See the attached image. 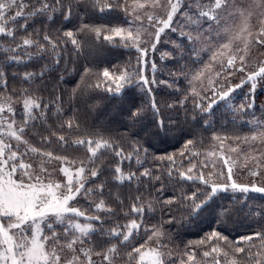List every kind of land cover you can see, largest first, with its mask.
<instances>
[{
  "label": "snow or ice",
  "instance_id": "snow-or-ice-1",
  "mask_svg": "<svg viewBox=\"0 0 264 264\" xmlns=\"http://www.w3.org/2000/svg\"><path fill=\"white\" fill-rule=\"evenodd\" d=\"M151 2L154 7H165L161 0H151ZM166 4V19L153 15L147 17L149 22L155 21L156 24L162 25L155 32L156 40H159L165 29L172 26L174 16L179 13L186 21H182L179 31L181 37H186L188 45L192 46L190 55L195 54L197 42H215L216 51L213 52V59L217 54L223 56L227 53L229 56L227 66L232 67L236 59H239L242 65L246 61L245 55L236 56L234 54L235 41H242L245 52L250 49L252 42L250 37L256 44L264 45V0H250L247 7L240 6L239 0H188L187 3L183 0H166ZM81 5L90 6L93 9L99 6V10L103 12L105 8L111 9L119 6V0H0V39L7 38L8 43V47L0 48V52L5 53L0 62V81L4 85V91L0 92V264H168V257L171 253L166 251L168 246L160 239L164 233L158 226L145 227L144 232L147 234V239L139 245L130 244V241L139 234L145 215L151 213L155 207L151 199L141 194L136 195L131 204V212L135 216L124 225L117 223L112 227H106L107 217L99 215L101 212L108 215L114 214L115 209L109 204V200L113 203H123L119 192L113 194L109 191L108 196L105 197L106 187L122 185L126 180L142 183L140 177H145L159 182L158 190L163 188V172L157 175L149 169H144L139 172L138 176L136 172L125 173L119 164L109 173L112 179L111 184L106 179H98L104 175L101 161L102 150L110 149L121 161L131 160L135 155L137 163H140L141 150L147 153V147L140 143L142 135L158 137L171 131L163 121L154 122L152 125L145 124L146 117L143 107L130 106L126 113H122L129 121L124 126L125 134L133 139L132 151L125 154L124 148L115 145L111 136L106 137L99 132L81 133L79 121L69 118L59 127L61 129L66 127L71 134L75 126L77 134L71 142L72 145L86 147L87 155L79 161V166H75L77 162L70 160L68 156L57 154L46 147L53 142V136L57 138L62 148L68 145L69 141L65 134L43 127L47 122L46 110L50 111V105L45 103L42 97L34 94L31 84L38 77L42 80L48 69L46 66L41 68L39 73L31 71L29 69L33 65L29 61L34 57L42 58L43 55L49 53L59 56L57 49L63 41L59 37L53 39L49 32L44 30L45 20L55 22L54 16L59 13L60 17L68 21L74 9ZM145 6L144 3L139 4V8ZM257 13L261 27L253 36V28L249 21ZM37 18L42 28L40 30L33 28V31H29L27 21ZM139 18L137 16V19ZM19 19L25 22L19 25L18 31ZM237 19L240 21L238 30L233 31L229 25ZM80 30L94 33L97 39L102 36L105 41L109 42L112 41L113 34L119 35L126 45L129 41L133 42L141 58L147 55L148 50L139 47L140 35H134L123 28L106 24L83 23ZM222 31L227 34L226 37L222 35ZM212 33H215V37ZM41 34L43 42L40 40ZM63 35L71 40L73 46L79 51L80 45L74 33L65 31ZM155 47L153 43L152 48L155 49ZM235 51H240V49L237 47ZM56 63L59 64V59H56ZM153 69L155 70V64ZM9 70H11L13 81L19 80L29 86L8 89ZM236 70L245 71V68L241 66ZM90 71L89 68L84 69V75L81 76L82 81ZM102 75L106 81L115 84L113 88L107 83L103 85L97 83V88L103 87L109 93L108 97L102 99L109 103H125L124 88L133 83L132 74L126 70L118 75L110 74L105 69ZM201 75L202 72H197L193 78L198 79ZM258 77L264 78V61L260 62L255 71L248 73L247 79L242 80L241 84L219 92L213 89L212 98H202L207 99L208 103L204 105L198 102L196 108L211 116L214 106L220 101L227 102L235 88L250 82L251 91L254 92ZM61 79H63L62 76ZM139 81L144 86L149 85V80L143 76L142 72L139 75ZM151 83H156V81L153 80ZM160 83L166 82L160 81ZM79 90L80 85L78 84L72 90L73 96H76ZM149 94H151L150 88ZM62 101L61 95H57L53 101L56 104L55 114L58 118ZM17 105L20 107L18 108ZM252 106V103L242 104L239 110L243 111ZM152 108L158 112L155 102ZM38 120L42 121L43 131H35V135L39 136V143L34 144L27 137L29 130L37 129ZM258 127L259 131L251 137L253 140L258 137L264 138V125ZM194 144L193 139H188L184 144V150H188L189 146ZM29 154L38 157L41 163L34 166L31 162H26V159H31ZM183 154L182 151L181 155ZM158 159L172 160L173 157L160 156ZM52 161L61 162L59 171L65 177L63 182L57 180L52 171L46 167V164ZM66 162L70 166H64ZM224 163L228 165V158H224ZM207 166V164L204 165V167ZM193 167H189L186 172L179 171L175 174L169 170L168 182L175 184L177 175L180 180L197 179L196 176L189 174L193 172ZM249 175L255 177L258 172L253 170L249 172ZM213 176L212 172L208 173L207 178L201 173L198 179L205 185L203 190L197 189V192L190 195L182 193L180 197L174 196L164 201L167 204L179 203L184 208L182 226L183 223L198 226L207 217H212L213 222L218 225H226L234 215L244 211L248 193L264 194V185H258L255 181L248 185L235 182L232 167H228L227 181L223 184L214 183ZM90 180L94 183L93 187L87 186ZM229 188L233 193L245 194L244 198L234 197L241 207H236L231 201L227 205L216 202L217 195L227 192ZM80 196L86 199L94 198L88 208L80 207L78 202L73 203ZM253 211L249 209V214L251 215ZM124 214L128 216L127 212ZM260 215L264 216V210L260 212ZM174 220L175 218H170L167 222L173 223ZM105 237L108 239H104ZM213 238L226 239L219 230L211 231L207 237L208 240ZM243 239L245 241L258 239L261 242V251L253 252L254 243L247 249L237 246L235 252L245 254L239 259L243 260L244 264H264V230L245 236ZM198 243L203 244L204 241L201 240ZM212 251L219 253L220 249L213 247ZM208 255L209 253L205 251L204 256ZM188 260L193 261V255L189 254ZM172 264L175 262L173 261ZM232 264H237V260L233 259Z\"/></svg>",
  "mask_w": 264,
  "mask_h": 264
},
{
  "label": "trees",
  "instance_id": "trees-1",
  "mask_svg": "<svg viewBox=\"0 0 264 264\" xmlns=\"http://www.w3.org/2000/svg\"><path fill=\"white\" fill-rule=\"evenodd\" d=\"M133 0H119V6L111 9L105 8L103 12L99 10V6L93 9L84 5L74 9L70 20L65 21L56 13L54 16L55 22L45 20L44 30L48 31L53 39L59 37L63 43L57 49L59 56L53 54H45L42 58H33L29 63L33 65L29 70L39 73L41 68L47 66L48 71L41 80L39 77L31 84V88L35 95L42 97L45 103L50 105V111L47 112V122L43 127L50 131H56L65 134L69 143L63 148L55 136L52 137V143L47 145L48 150L54 151L57 154H63L74 160L79 165V161L87 155L86 147H77L72 145V140L76 138L75 126L69 134V130L65 127L61 129L60 124L65 123L69 118H75L79 121L81 133H102L104 136H111L113 143L124 148L125 154L132 151L133 139L127 137L124 126L129 123L126 113L130 106L143 107L145 111L144 123L152 125L154 122L163 121L165 126L171 131L160 136L142 135L140 143L147 147V153L143 150L140 152L139 160L133 155L131 160L121 159L109 149L102 150L101 157L102 168L104 175L99 177V180H107L112 183L109 173L114 167L119 164L122 169L127 172H139L144 169L151 170L154 174L164 175V186L158 190L159 182L149 180L145 177H140L142 183L136 181H125L122 185L105 188V197L109 191L113 194L120 193L123 203L109 200V204L115 209L114 214L99 213L101 216H106V227H112L117 223L124 225L128 220L135 216L131 212V204L133 198L141 194L147 199H151L155 207L151 213L144 217L143 225L138 235L130 241V244L139 245L147 239V234L144 228L158 226L164 233L160 239L163 244L168 247L166 251H170L168 264H232L233 259L237 260V264H244V261L239 259L244 253H236L235 247L248 248L251 244H255L253 252H259L260 241H245V236L253 235L255 232L264 230V216L260 212L264 210V194L248 193L247 204L244 206V211L238 215H234L230 222L226 225H218L213 222L212 217H207L203 222L197 225H189L183 223L182 216L184 208L179 203L167 204L165 200L172 197H180L182 193L191 194L197 192V189L203 190L205 185L200 183L198 177L202 173L207 178L208 173H214L213 182L223 184L227 181V175L222 170V165L212 160L211 153L218 145L219 139H224L237 142L246 139L248 133L251 132V123L255 124L260 118L264 117V79L258 77L255 91H245V84L242 87L235 88L231 92L227 102L220 101L214 106L213 114L208 116L196 108V103H208L207 99L212 98L213 89L217 92L227 90L228 87L235 86L232 83L233 79L227 77L230 71L238 69L237 67L219 66L222 60L215 61L212 66L206 62L205 57H208L206 51H201L199 47L196 52L190 55V45L185 38H182L176 45V49L171 50L167 56H162L158 49L146 47L147 55L141 58L140 52L135 46L126 45L125 41L119 35H112V41H105L101 36L96 38L94 33L81 31L83 23L100 25L106 24L111 27L128 28L129 17L125 10V5ZM25 21L19 19V25ZM29 31L33 28L40 30L42 25L37 19L27 21ZM12 26L11 24L9 25ZM128 26V27H127ZM65 31H72L75 38L78 40L79 51L73 46L71 40L63 35ZM41 42L42 34L40 36ZM8 47L7 38L0 39V48ZM160 49H164L160 47ZM181 49H184L181 51ZM5 53L0 52V62ZM59 59V64L56 63ZM207 63V64H206ZM155 64V70L153 65ZM89 68V74L81 80L84 75V69ZM58 69V70H54ZM107 69L110 74H119L122 71H128L133 76V83L126 85L124 88L123 104L109 103L102 99L109 96V93L103 88H97V83L103 85L107 83L111 87L115 84L111 81H106L103 77V71ZM142 72L143 76L149 80V85L144 86L139 81V75ZM197 72H202L206 77L208 74L211 81L208 83L200 82L195 88L191 87V80ZM61 76L63 79H61ZM239 76V72L238 75ZM153 80L156 83H151ZM165 81L166 83H160ZM80 85V90L76 96H73L72 90ZM26 83L19 80L13 81L11 78V70L8 72V89L28 87ZM149 88L151 94H149ZM4 91L3 82L0 81V92ZM255 95H252V94ZM61 95L63 97L59 118L56 113L55 97ZM183 101V104H181ZM155 102L158 112L153 110L152 104ZM252 103L251 108H245L240 111L242 104ZM95 105V107H93ZM19 108L20 105H17ZM262 119H260L261 123ZM42 121H37V129L29 130L28 139L32 143H39V136L35 135V131H43L41 128ZM216 137V138H214ZM248 137V136H247ZM188 139L195 141L194 145L189 146L188 150H184V144ZM184 152L181 155V152ZM160 156H172V160H160ZM207 164V167L204 165ZM194 166V167H193ZM189 167H193L194 175L197 179L193 181L180 180L176 176L175 184L168 182L167 173L169 170L173 173L179 171H187ZM90 187L94 183L90 180ZM243 193H233L231 189L227 192H221L217 195L216 202L218 204L227 205L230 201L241 207L234 197L244 198ZM78 200L83 204V208H88L92 201L86 198L79 197ZM249 209L254 210L249 214ZM125 212L128 216H125ZM170 218H175L173 223H168ZM219 230L221 235L225 236V240L213 238L208 240L207 237L211 231ZM150 234V233H148ZM100 239V237H97ZM104 239H108L105 237ZM203 240L200 244L198 241ZM115 242V241H113ZM217 247L220 252H213L212 248ZM209 253L204 256V252ZM227 253V255H225ZM194 257L193 261L188 260V255ZM98 259V258H94Z\"/></svg>",
  "mask_w": 264,
  "mask_h": 264
},
{
  "label": "rangeland",
  "instance_id": "rangeland-1",
  "mask_svg": "<svg viewBox=\"0 0 264 264\" xmlns=\"http://www.w3.org/2000/svg\"><path fill=\"white\" fill-rule=\"evenodd\" d=\"M161 2L165 5V7H154L152 5L151 0H133L132 2L127 4V8L125 5V10L128 14V28H126V31H131L134 35L139 34L141 38V43L139 44V47L141 48H152V44L155 43L156 47L155 49H158L160 51V54L162 56H167L171 50L176 49L177 43L182 39L179 28L181 27L182 21H184V17H182L179 13L174 16L172 26L168 29H165L163 33H161L159 40H156L155 32L158 27H162V25L156 24L155 21L149 22L148 15H153L154 17H158L160 19H166V11H167V4L166 0H161ZM184 3H187L188 0H183ZM250 0H239V5L242 7H247ZM144 3L146 6L144 8H139V4ZM137 16L140 18L137 19ZM186 22V21H184ZM240 21L239 19L233 21L230 23L229 27L236 31L238 30V25ZM250 25L253 28V36L256 35V32L261 27L260 20L258 13L254 14L249 21ZM175 29V30H173ZM126 34V33H125ZM223 36H227V34L223 33ZM212 36L215 37V33H212ZM252 42L250 44V49L245 52L244 51V44L242 41L237 40L234 42V54L236 56L239 55H245L246 61L242 65L239 59H236L233 67L243 66L245 68V71H237L233 69L230 71L227 77H230L228 79H233L231 84L238 85L241 84L242 80L247 79V74L250 72H253L257 69V66L260 64L261 61H264V45L256 44L252 38H249ZM185 41H187L185 37ZM130 45L134 46L132 41L128 42ZM188 43V41H187ZM199 47L202 49L201 51H206V54H208V57H205L206 62L210 65H214L215 61H219L220 59H224L221 61L219 66L225 67L227 65V60L229 58L228 54L221 56L217 54L216 58L213 59V52L216 51V44L215 42L212 43H200L197 42L195 47ZM136 47V46H135ZM160 47L164 49H160ZM239 48L240 51H235L236 48ZM153 49V48H152ZM206 63V64H207ZM239 72V76L238 75ZM264 79V78H263ZM211 81L210 76L207 74L206 77L204 75H201L198 79L192 78L191 80V87L195 88L200 84V82L208 83ZM257 84H260L257 81ZM244 86V84L242 85ZM241 86V87H242ZM245 91L251 90V83H245ZM252 95H255L254 93ZM260 119H262L260 123V119L256 121L255 124L251 123V132L246 136V139L243 141L236 140L237 142H231L224 139L218 140V145L215 146V150L212 151L211 156L212 160L219 162L222 165V170L225 175L228 176V167H232L233 169V179L235 182L241 185H248L251 182L255 181L258 185H264V138L258 137L257 139L253 140L251 137L255 135L259 131V125H264V117L258 116ZM248 136V137H247ZM15 143V142H13ZM235 149V151H233ZM23 151V148L21 149ZM31 157L30 160L26 159V162H31L34 166H38L41 161L38 157L32 156V154H29ZM224 158H228L229 163L228 165H225ZM64 166H70L67 162ZM79 166V165H75ZM46 167H48L49 171H52L54 177L63 182L65 180L64 175L59 171V168L61 167L60 161H52L51 163H47ZM256 171L258 172V175L253 177L249 175L250 171ZM227 179V178H226ZM219 184V182H214ZM221 184V183H220ZM90 187V185H87ZM81 197V196H80ZM79 197H77L76 201H73L74 204L78 202V205L80 207H84L83 204L78 200ZM83 198V196H82ZM87 199V200H91ZM95 258V257H94Z\"/></svg>",
  "mask_w": 264,
  "mask_h": 264
}]
</instances>
